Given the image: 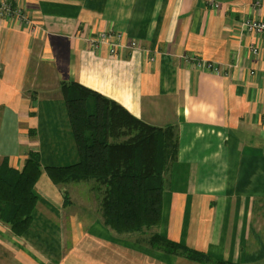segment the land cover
Here are the masks:
<instances>
[{"label": "crops", "instance_id": "1", "mask_svg": "<svg viewBox=\"0 0 264 264\" xmlns=\"http://www.w3.org/2000/svg\"><path fill=\"white\" fill-rule=\"evenodd\" d=\"M2 2L27 19L0 16V167L22 171L31 151L75 161L62 83L85 85L176 131L158 232L218 260L264 264V35L245 26L264 22V0ZM102 33L120 36L116 55L92 46ZM111 191L107 177L57 185L44 166L27 236L0 221V264H200L113 234L100 215Z\"/></svg>", "mask_w": 264, "mask_h": 264}, {"label": "trees", "instance_id": "2", "mask_svg": "<svg viewBox=\"0 0 264 264\" xmlns=\"http://www.w3.org/2000/svg\"><path fill=\"white\" fill-rule=\"evenodd\" d=\"M62 120L73 141L76 160L44 163L42 152L27 154L22 171L4 160L0 167V221L25 237L35 221L37 184L43 167L57 185L111 179L101 218L117 237L132 238L168 255L200 264H232L161 235L163 196L171 188L178 139L173 127L142 121L116 101L79 83L63 82ZM46 147H43L45 151ZM263 202L256 199L255 204ZM254 212H257L254 210Z\"/></svg>", "mask_w": 264, "mask_h": 264}, {"label": "built area", "instance_id": "3", "mask_svg": "<svg viewBox=\"0 0 264 264\" xmlns=\"http://www.w3.org/2000/svg\"><path fill=\"white\" fill-rule=\"evenodd\" d=\"M7 15L9 17L17 16L19 18L27 19L24 10L20 7H15L12 3L3 2L0 3V16ZM248 32L264 35V22L249 20L245 23ZM120 36L114 33H102L98 37L91 40V44L95 49H101L106 47L111 55H116L120 44L118 43ZM137 43L133 42L132 47H136ZM254 54L257 53L255 48H252ZM199 66L201 62L197 63ZM207 69L210 71H218L219 68L213 63H206Z\"/></svg>", "mask_w": 264, "mask_h": 264}, {"label": "rangeland", "instance_id": "4", "mask_svg": "<svg viewBox=\"0 0 264 264\" xmlns=\"http://www.w3.org/2000/svg\"><path fill=\"white\" fill-rule=\"evenodd\" d=\"M3 3V2H2ZM72 194H73V191H72Z\"/></svg>", "mask_w": 264, "mask_h": 264}]
</instances>
